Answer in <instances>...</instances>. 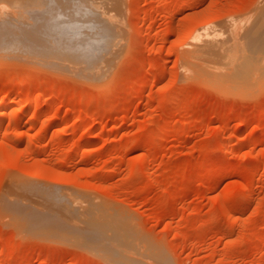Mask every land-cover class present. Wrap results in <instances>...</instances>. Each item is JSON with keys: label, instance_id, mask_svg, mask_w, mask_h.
I'll list each match as a JSON object with an SVG mask.
<instances>
[{"label": "rangeland", "instance_id": "rangeland-1", "mask_svg": "<svg viewBox=\"0 0 264 264\" xmlns=\"http://www.w3.org/2000/svg\"><path fill=\"white\" fill-rule=\"evenodd\" d=\"M119 1L99 81L0 56V264H264V72L241 95L183 67L205 32L245 40L264 1ZM13 197L77 226L87 211L125 263L84 235L18 228Z\"/></svg>", "mask_w": 264, "mask_h": 264}, {"label": "bare ground", "instance_id": "bare-ground-1", "mask_svg": "<svg viewBox=\"0 0 264 264\" xmlns=\"http://www.w3.org/2000/svg\"><path fill=\"white\" fill-rule=\"evenodd\" d=\"M54 1L56 0H0V8L8 9V7H10L11 9L9 10H11V14L13 11L17 13V15L14 14L16 16L6 14L9 16V18L11 16L12 20L14 17H16L15 19L18 18L17 20L19 21L20 18L22 19V17L25 16L22 15L21 17V14L26 13L27 15V12L33 14L31 15L32 16L31 21L34 19L36 20V21L34 20L33 23L30 24L26 23V21L30 22V20L28 21V18H30V16L27 15L28 17L26 16L27 18L26 21H24L26 19L25 17L24 20L23 19L21 20L25 22V24L19 21L21 25H17L19 23H16L17 21L16 20L13 21L16 23L15 26L14 23L9 24L10 22L12 23V21L8 18H5L8 16L1 17L0 56L6 55L9 56L7 58L11 57V59L12 57L13 59L20 58L18 60H21L23 58L25 59L24 60L25 62L26 61L28 63L32 62V64L35 63L34 65L37 66L39 65V67L42 66L43 68L48 67L45 69L51 71L55 69L60 70L59 68L61 67L62 72L67 70L68 71L67 74L70 73L73 76L75 75V78L77 77L78 79L82 78V80L84 79V81L89 80L87 82H92L91 80H96V81L101 80L100 78H103L105 73L103 72L104 70L102 68V62L105 61L107 55L113 52V47L117 45V41H118L115 40L116 34L114 29L116 26L115 25L116 22L117 21L119 22V20H117L116 18L117 14L116 13L113 14L114 12L112 13V11L118 12V10L120 9V1L109 0L111 3L110 4L111 7L109 8L110 5L104 6V4L107 3L105 0H68L67 2L66 0H64L65 1L64 3L62 2V0L61 1L57 0L56 2H60V4L62 3L63 7L61 6V8H57L59 7L58 4V6L56 5L57 7L54 8V11L52 9H48L45 10V12L44 10L42 11L43 7L39 9V7L42 5L44 6V4L48 5L47 8H49V6ZM186 5L184 2L183 7ZM36 6L39 11L41 10V12L37 10ZM34 7L36 10L34 9ZM257 9L258 7L255 8V10ZM253 15L254 16H252V18H254V20L253 19L252 20L254 22L253 24L250 22L252 26L248 27L245 40H240V37H243V31H242V36H239V38L237 39L236 38L233 39V36L235 37L236 35L233 36L228 35L229 37L232 36V39H230L231 41L226 40L227 37H223L226 38L223 39L225 41H222V37L220 38L221 41H219V39L216 40V38L214 37L216 35V32H213L216 29H214L213 27L212 29H209V30L214 29L213 31H211L212 33L205 32L204 36L208 35V39L206 40L202 39V41L204 40L203 42L200 40L199 42L202 43L198 45L195 44L196 45L195 47L193 45L192 47L193 49L191 48L189 52V58L188 56L186 57L188 58V61L186 63L184 62L185 66L183 65V67H186L185 70L189 72V73L186 72L188 73V76H192V77L193 75L200 76V78H203L205 81L209 82L210 84L214 86L218 85L220 87H223L225 90L231 91L233 93L234 92L240 93L245 91L248 92L250 86L254 83L256 84V81L258 80V78L262 77L261 75L264 72V5L259 8L258 14H256V11H254ZM3 18H5L6 20ZM250 19L251 17L249 18V20ZM7 20L10 21L8 22ZM226 24H225V28L226 27L229 28L230 25L226 26ZM233 25L234 24H231V26ZM198 28H197L196 36L201 37L203 31L200 32L201 30H199L198 32ZM200 28L202 29L203 27ZM230 28L226 29V31L228 30L229 32ZM206 29L208 30V28ZM203 30L206 31L205 29ZM243 30H245V28ZM222 31L220 29V33H222ZM240 33L237 32V34ZM3 56L2 58H6V56L5 57ZM54 65L57 66L58 68H55ZM196 78L201 80L198 77ZM4 100L6 99H2L1 97L0 105L5 102ZM6 102L8 105L11 103L7 100ZM28 102L29 100L27 101V103ZM9 106H11V104ZM29 118H31V116ZM47 125L50 124L48 123ZM12 186H10L11 189ZM21 187L20 188L16 187V188L20 190ZM33 189L36 188L34 187ZM35 191H37V189ZM45 193L47 198L44 196L45 195L44 193H43L44 195L41 197L45 198L46 200L54 202V198H55L54 190L48 189L47 191H45ZM39 199L41 200L40 196ZM6 200H11V199H6ZM12 200L6 202H10L8 205L12 204L14 206L13 208L11 207L9 210V212H11L10 219L11 222L18 228H23V230L27 229L31 231V233L43 232L41 233L42 235L52 234L54 236V232L56 233L58 232V234H60L63 231H67V232L69 231L75 233L79 237H81L80 235L82 236L84 235L86 238L85 239L86 242L90 243L91 245L94 244L91 247H89L90 249L93 248V246H96L100 252L101 251L105 252L106 250H104V248L109 247L110 248L109 251L110 253L108 252L110 254L109 256L111 258H115V260L117 259L118 260V261L116 260L117 263L119 261H121V263H125L122 262L121 258L119 259L117 255H115V249H116L115 246H112V244H110L111 246H108V244L106 245L105 244L106 242L103 241L104 234L107 232L105 230L104 224L97 220L93 222H89L87 211L84 212L85 210H83L84 212L83 215H86L85 218L87 221V225L79 224L80 226H77L78 223L75 225L73 222L72 224V222H69L70 219L67 221L66 218L68 217L65 216H64L65 218H61L62 216H59V218L54 217V208H51L54 203L50 204L49 205L50 207L44 206L45 204L42 205V207L45 208L47 207L45 210H43L42 208L39 207L27 206L26 204L20 205L18 201L16 202L17 199L15 200V198L14 201ZM6 202L5 205H7ZM45 202L43 201V203ZM73 211H75V209ZM78 222L80 223V221ZM63 234H65V232ZM108 240L109 239H107V243L110 242V241L108 242ZM77 241L76 243H79V240ZM84 242L82 243L83 245ZM86 245L87 244L85 243V246ZM105 253L102 256L105 257ZM106 255L108 254L106 253Z\"/></svg>", "mask_w": 264, "mask_h": 264}]
</instances>
